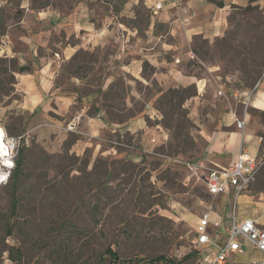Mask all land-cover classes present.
<instances>
[{
	"label": "rangeland",
	"instance_id": "obj_1",
	"mask_svg": "<svg viewBox=\"0 0 264 264\" xmlns=\"http://www.w3.org/2000/svg\"><path fill=\"white\" fill-rule=\"evenodd\" d=\"M85 1L98 27L105 15L116 16L105 26L109 39L82 46L55 77L58 94L75 102L69 111L54 100L24 109V93L15 87L18 57L1 51L9 24L27 6L68 13ZM125 1L0 0V124L8 137L21 136L15 167L22 160L20 179L0 184V264H111L109 246L131 259L122 264H195L199 217L209 208L225 215L230 205L208 193L205 176L214 168L207 162L210 136L234 120L232 112L248 118L247 128L261 137L263 163L251 187L264 190V107L254 103L257 91L248 103L234 95L264 82V4L234 8L210 42L193 38V56L182 54L175 66L206 77L200 91L196 83L176 81L167 63L132 66L130 58L146 50L134 49L140 46L125 37V27L144 36L151 11L140 1L125 15L116 13ZM10 27L13 36L26 31L22 24ZM66 35L77 41L71 28H59L48 45ZM91 118L103 120L96 134ZM159 255L171 261L155 260Z\"/></svg>",
	"mask_w": 264,
	"mask_h": 264
},
{
	"label": "crops",
	"instance_id": "obj_2",
	"mask_svg": "<svg viewBox=\"0 0 264 264\" xmlns=\"http://www.w3.org/2000/svg\"><path fill=\"white\" fill-rule=\"evenodd\" d=\"M140 1H143L151 11L148 27L145 29L146 34L140 35L139 28L134 26L132 29L125 27L128 32L124 31V35L134 37L137 45L140 46L134 48L136 51L141 52V49L146 51L137 57L133 55L129 62L133 67L144 60L150 61L155 66L167 63L165 67L168 68L170 75L174 74L176 81L187 85L196 83L200 91L205 87L208 79L195 74H186L175 66L182 54L193 56L194 53L191 50L193 38L201 35L210 42L227 27L228 17L234 8L243 9L264 4V0H218L222 2L221 5L213 0H179L177 3L173 0H126L123 7H119L116 13L125 15L131 12L129 10H133V7ZM158 2L162 3L163 7L154 12L153 7ZM91 6L86 1L81 2L68 13L52 6L35 12L27 6L24 14L16 22L9 24L5 35L7 41L5 40L1 45V51L10 57H18L19 65L29 69L16 72V90L24 93L21 107L28 111L41 106L47 108L49 101L54 100L60 105L61 110H70L75 99L58 94L55 77L63 61L72 58L82 46L104 44L112 32L109 26L105 27L106 23L110 16H116L115 13L105 15L100 20L105 23L98 27V19L93 20L94 10ZM127 17L131 19L135 16L128 15ZM17 24H22L26 31L22 33L23 35L13 36L10 26ZM125 24L119 22L121 27ZM33 25H38V27ZM59 28H71V33H74L77 41L71 42L66 35V40L56 41L54 46L48 45L49 36ZM19 46H24V49ZM44 50L51 52L46 54L43 53ZM129 51H131L130 44L125 43L123 52ZM168 56H170L169 59ZM209 70L214 71L211 68ZM216 76L219 77V75ZM171 81L174 80L171 78ZM256 91L257 97L254 103L262 108L264 107L262 79ZM259 101L263 103L260 104ZM230 119L228 124H224L221 129L215 130L210 136L207 162L214 168L230 166L244 152L251 156H258L262 145L258 133L247 128L248 118L244 129H239L234 124V120L231 117ZM90 124L92 125L91 131L96 134L103 127V120L102 118H91ZM251 186L241 194H236L234 188L231 187L228 192L220 195L222 200L228 202L230 200L225 215L219 213L225 224L231 222V214L233 208L236 207L239 219L254 218L259 226L264 228V190ZM221 237V240H224V234H221ZM240 241L244 246V252L231 254L227 264H254L257 260H264V252L244 237H241Z\"/></svg>",
	"mask_w": 264,
	"mask_h": 264
},
{
	"label": "built area",
	"instance_id": "obj_3",
	"mask_svg": "<svg viewBox=\"0 0 264 264\" xmlns=\"http://www.w3.org/2000/svg\"><path fill=\"white\" fill-rule=\"evenodd\" d=\"M178 1L173 0L176 3ZM162 7V3L158 2L154 5L153 10L157 12ZM259 84L260 81L252 89L244 92L236 89L234 95L237 97L243 94L244 102H251ZM232 116L238 128L246 127V118H240L236 112H232ZM20 140L21 136L8 137L6 134L4 135L2 154H0V184L8 183L12 175ZM4 159L10 160L12 164L5 163ZM262 163L259 156H251L244 152L228 167L210 168L205 176L208 193L220 196L228 192L231 187L234 188L236 194L243 193L256 180ZM194 229V248L201 250V255L195 264H227L231 254L244 252V246L240 241L241 237L246 238L264 252V228L259 226L254 218L239 219L236 207L233 208L229 224H225L223 217L217 211L209 208L199 217ZM216 231H218L217 234L214 233ZM221 234H224V240H221ZM254 264H264V260H257Z\"/></svg>",
	"mask_w": 264,
	"mask_h": 264
},
{
	"label": "trees",
	"instance_id": "obj_4",
	"mask_svg": "<svg viewBox=\"0 0 264 264\" xmlns=\"http://www.w3.org/2000/svg\"><path fill=\"white\" fill-rule=\"evenodd\" d=\"M213 1H216L219 5L222 4V2L218 1V0H213ZM251 6H248L247 8H249ZM19 71H26V70H29L26 66H20ZM21 165H22V160L21 158H18L17 162H16V167L14 168V170L12 171V175H11V179L13 181V183H16L19 179H20V176H21ZM19 203V197L16 193V190H13V193H12V204H13V207H16ZM195 252L198 256L201 255V250L200 249H195ZM106 253H108L111 257V264H122L124 263L125 261L124 260H131L130 258H124L122 259L118 252L112 247V246H109L107 249H106ZM155 260H169L171 261L170 259L166 258L165 255H159Z\"/></svg>",
	"mask_w": 264,
	"mask_h": 264
},
{
	"label": "bare ground",
	"instance_id": "obj_5",
	"mask_svg": "<svg viewBox=\"0 0 264 264\" xmlns=\"http://www.w3.org/2000/svg\"><path fill=\"white\" fill-rule=\"evenodd\" d=\"M1 126V124H0V154H2V147H3V138H4V135L6 134L5 133V130H4V128ZM4 161H5V163H7V164H12V162L9 160V161H7V160H5L4 159Z\"/></svg>",
	"mask_w": 264,
	"mask_h": 264
}]
</instances>
